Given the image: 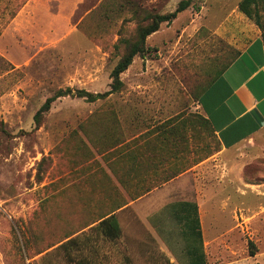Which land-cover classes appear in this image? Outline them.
Wrapping results in <instances>:
<instances>
[{
	"label": "rangeland",
	"instance_id": "rangeland-1",
	"mask_svg": "<svg viewBox=\"0 0 264 264\" xmlns=\"http://www.w3.org/2000/svg\"><path fill=\"white\" fill-rule=\"evenodd\" d=\"M64 1L53 18L52 5L14 24L26 0H0V264L103 256L189 264L168 207L183 200L199 204L207 264H264V128L224 151L200 106L210 81L259 28L241 0H192L147 37L120 91L95 102L59 97L37 125V111L59 91L110 90L145 16L172 12L181 0ZM86 183L114 186L103 190V214L161 186L150 219L164 210L154 219L175 257L133 209L120 215L124 237L112 248L80 233L98 215L86 207L100 206L86 202L97 197ZM116 183L129 186V197Z\"/></svg>",
	"mask_w": 264,
	"mask_h": 264
},
{
	"label": "crops",
	"instance_id": "crops-1",
	"mask_svg": "<svg viewBox=\"0 0 264 264\" xmlns=\"http://www.w3.org/2000/svg\"><path fill=\"white\" fill-rule=\"evenodd\" d=\"M57 6V10L50 15L57 16V12H63L65 6L64 0H26L18 13L13 17L12 23H18L22 20H29L33 17L36 8H48V6ZM200 106L209 120L212 129L222 145L224 151L234 148L248 140H251L264 128V31L257 28L254 37L241 48V51L232 58V61L223 68L216 78L207 86L200 95ZM169 182L163 184L167 185ZM87 184V183H86ZM121 190H126L129 186H123L116 183ZM115 184V185H116ZM90 189V196L95 194L96 198H86V202L99 203L100 206L86 207L88 212L98 213L97 217L80 233L92 232V237H98L108 244L109 248L114 247V243L124 237L120 215L131 209L136 211L143 223L148 227L153 238L161 244V249L175 257V250L167 243L164 238L159 221L154 219L156 213L150 219L152 209V200L155 199L156 188L139 197H129L128 202L118 205L113 210L103 214L104 201L110 198L104 195V189L113 188L112 184L94 183L87 184ZM98 190V191H97ZM156 190V191H155ZM143 202L145 209L140 210V204ZM172 217L180 227V236L184 240V251L190 258L189 264H207V254L204 246V221L200 214L199 204L194 200H183L170 204ZM90 214V213H88ZM114 216L120 228L119 237L106 234L100 223ZM163 227V226H162ZM112 229V228H111ZM108 232L110 230L108 229ZM113 232H116L115 230ZM94 233V234H93ZM103 251V249H100ZM97 252V251H96ZM106 253H109L106 252ZM103 256L99 260L91 262H81L80 264H131L130 260L123 259L117 261L107 260ZM75 264V262H71ZM173 262H170V264Z\"/></svg>",
	"mask_w": 264,
	"mask_h": 264
},
{
	"label": "trees",
	"instance_id": "trees-1",
	"mask_svg": "<svg viewBox=\"0 0 264 264\" xmlns=\"http://www.w3.org/2000/svg\"><path fill=\"white\" fill-rule=\"evenodd\" d=\"M191 3L192 0H181L176 9L172 12H168L165 14H147L142 23L139 24L136 39L125 43V51L111 72V89L104 93H93L84 89L76 90L75 92H72L71 90L59 91L54 96L47 98L41 108L37 111L35 115V121L37 125L41 124L43 115L51 109L52 103L59 97L72 95L78 98H83L88 102H95L99 99H103L111 95L112 93L120 91L124 85L121 79V74L128 69L137 55L144 54V52L148 50V48H146L147 37L158 31L163 23L169 24L173 20H175L181 12L186 10L191 5ZM260 5L264 6V0H241L239 9L248 18L254 20L255 24L262 31H264V13L261 14V12L259 11ZM216 76L210 81V83L216 78ZM207 121L210 124L208 119ZM100 227H102L103 231L107 235L110 234L112 238L119 237L120 235V228L114 216L103 220L100 223ZM108 229L110 230V232H108ZM114 230L116 232H113Z\"/></svg>",
	"mask_w": 264,
	"mask_h": 264
}]
</instances>
